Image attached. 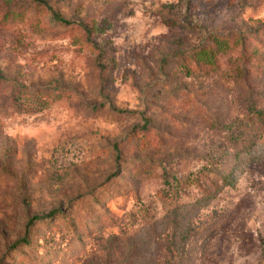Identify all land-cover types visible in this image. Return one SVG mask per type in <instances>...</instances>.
I'll return each mask as SVG.
<instances>
[{
    "label": "rangeland",
    "instance_id": "374dc122",
    "mask_svg": "<svg viewBox=\"0 0 264 264\" xmlns=\"http://www.w3.org/2000/svg\"><path fill=\"white\" fill-rule=\"evenodd\" d=\"M0 76V264H264V0H0Z\"/></svg>",
    "mask_w": 264,
    "mask_h": 264
},
{
    "label": "trees",
    "instance_id": "16d2710c",
    "mask_svg": "<svg viewBox=\"0 0 264 264\" xmlns=\"http://www.w3.org/2000/svg\"><path fill=\"white\" fill-rule=\"evenodd\" d=\"M44 5L45 4H43V6ZM46 10L50 11V13L52 14V16L55 20L62 22V23H65V24H70L69 20L62 17L58 12L52 10L50 7L46 6ZM226 44H227V40L224 39V36H219V37L215 38L214 40H212V48L211 49H202L198 52H195L194 57L196 58V60L199 63L202 62L204 65H207V63L213 64L214 59H216L215 53H217L218 50L222 51L223 48L226 46ZM15 100L17 102L20 101V99L17 97H15ZM256 113H257V116H256L257 121L259 122L260 125H262L264 127V111H256ZM61 212L62 211H60L59 209H53V210H51L48 213L43 214V215H33L32 217H30L27 220L26 226L29 227L30 225H32L35 222H42L46 219L54 218V217H56L57 214H60ZM19 243H27V239L22 238L20 240H17L16 242H14L13 247L17 246Z\"/></svg>",
    "mask_w": 264,
    "mask_h": 264
}]
</instances>
